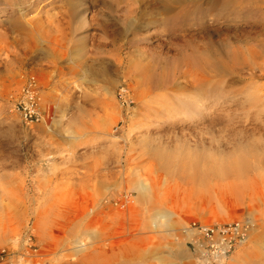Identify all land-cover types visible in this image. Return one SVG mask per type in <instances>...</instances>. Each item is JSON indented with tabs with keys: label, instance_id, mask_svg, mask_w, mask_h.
Returning a JSON list of instances; mask_svg holds the SVG:
<instances>
[{
	"label": "rangeland",
	"instance_id": "1",
	"mask_svg": "<svg viewBox=\"0 0 264 264\" xmlns=\"http://www.w3.org/2000/svg\"><path fill=\"white\" fill-rule=\"evenodd\" d=\"M51 2L22 7L26 14H0V250L14 264H197L177 226L200 209L124 206L116 189L136 164L153 162L144 140L172 148L204 143L227 155L252 145L264 151V0H176L169 14H153L146 0H84L80 26L54 14L67 10L64 2ZM37 15L58 18L44 46L13 30ZM81 39L82 56L70 62L72 42ZM207 39L217 54L212 59L228 64L226 73L212 75L222 82L220 94L203 100L201 111L190 106L162 122L166 116L146 106L178 88L188 96L205 83L204 76L192 81L200 72L184 54L203 52ZM132 58L151 71L165 64L164 72L177 78L167 89L143 85L138 96L124 71ZM32 76L43 89L46 121L27 125L16 100ZM255 89L254 102L248 93ZM135 95L141 103L132 122L127 113ZM210 209L207 215L225 216ZM228 211L250 223L246 207L232 204ZM37 212L48 218L41 226ZM256 235L264 239V226ZM79 243L86 245L82 253Z\"/></svg>",
	"mask_w": 264,
	"mask_h": 264
},
{
	"label": "bare ground",
	"instance_id": "2",
	"mask_svg": "<svg viewBox=\"0 0 264 264\" xmlns=\"http://www.w3.org/2000/svg\"><path fill=\"white\" fill-rule=\"evenodd\" d=\"M38 1L42 0H0V14H26L22 7L28 6L27 8L30 10V8L35 7L32 4L37 5ZM56 1L58 0H52L49 5ZM60 1L65 3L63 6H66L67 10L54 14H61V17H68L73 22L77 20L80 26L82 20L76 15L80 14L78 10L84 7V0ZM175 1L146 0L145 3H149L147 6L153 14H169ZM212 7L213 5L210 4L209 8ZM36 14H43V9ZM4 18L1 20L7 21ZM57 20V15L49 17L47 20H43L39 15L28 20L22 18L24 22H15V26H13L15 29L13 30L27 31L33 34L35 43L44 46L48 44L46 35L51 31L52 25ZM69 27L71 28L72 25L69 24ZM109 28V24L102 25L103 30ZM123 34L124 32H119L117 39H120ZM80 41L82 42L83 39L72 42L74 45L72 48L74 59L71 57L72 60L70 59V62L76 61L75 59L82 56L84 48L78 47L77 44ZM206 41L209 45L203 52L193 50L194 52L192 53L184 54L187 63L193 69H196L197 72H200L199 78L198 76L191 77L192 81L196 82V80H199L203 82L204 76L208 77L205 83H201L202 85L192 90L188 96L183 94L182 88H178L177 93L174 95L169 97L160 96L155 99V102H153L154 108L146 106L149 113L164 114L166 118L162 122L171 120V116H176V113L190 106H195L201 111L203 106L200 104L203 100L217 97L216 95L220 94L219 85L222 82L217 83V81L220 82V79H216L212 75L220 77V75L226 73L228 64L212 59L217 54L212 49L211 39ZM219 44H223V41L219 42ZM49 53L51 54V52ZM229 55L230 53H228V57H230ZM134 60L133 58L129 59L128 66L125 67L124 71L133 82L132 90L138 96V90L143 85L147 84L167 89L177 78V75L173 74L172 76L171 73L164 72L167 67L165 64L161 66V72H158L156 69L151 71L149 68L144 67L142 62L137 63ZM39 63H42V61ZM103 71L109 74L107 66L103 68ZM184 75L188 77V74ZM39 89L43 93L42 87H39ZM259 92L258 89L249 92L248 99L255 102V99L260 96ZM138 96H136L138 100V102H135L136 107H130L131 109L127 113L132 122L139 115L138 108L141 102H139ZM145 112L147 111L145 110ZM158 118L161 119V117ZM44 121H46V118L43 119L42 123H45ZM138 125V123H134L132 126L137 128ZM37 127L42 128L40 124ZM142 149L146 152L144 154L149 155L153 162H149L147 165L136 164L130 176L117 186L119 202L122 205L200 209L201 213L190 218L180 219L177 227H182L181 230L186 228L191 220L198 221L204 226L241 221V217L229 211L227 212V209L232 204L244 206L248 210L247 216L253 227L250 228L247 239L237 246L234 254L228 258L218 259L216 264H264V239H259L256 235V232L264 226L262 217L264 214H260L264 207V169L262 166L264 151L259 152V149L252 145L246 150H239L234 155H227L216 148L204 145V143L197 144L196 142L195 146H192L186 142H177L172 148L168 142L162 144L155 141V144H152L148 140H144ZM135 194L136 197H134ZM215 207L220 209L225 216L207 215L208 213L205 211ZM39 213L37 214V223L38 225L40 223L41 226L47 222L48 218L44 213ZM170 217H179V214L177 212L170 213ZM164 224L163 222L160 224L156 223L154 227L157 229ZM253 234L255 236L251 238ZM246 242V245L241 246ZM24 247L26 249V244ZM85 249L86 245L79 243L76 251L77 253H82ZM16 258L19 260L20 256L17 255ZM191 258L194 259V257ZM198 260L199 263L197 262V264H205V261L200 258Z\"/></svg>",
	"mask_w": 264,
	"mask_h": 264
},
{
	"label": "built area",
	"instance_id": "3",
	"mask_svg": "<svg viewBox=\"0 0 264 264\" xmlns=\"http://www.w3.org/2000/svg\"><path fill=\"white\" fill-rule=\"evenodd\" d=\"M16 109L27 125L37 124L46 118V106L35 76H32L17 96ZM251 225L246 221L204 226L200 222H191L182 230L187 245L205 264H216L223 257L228 258L243 243ZM32 240V237H30ZM36 254L35 246H31ZM16 263L5 249L0 250V264Z\"/></svg>",
	"mask_w": 264,
	"mask_h": 264
}]
</instances>
